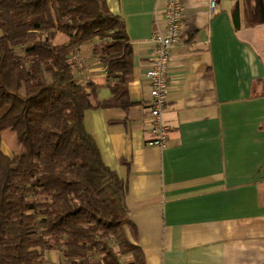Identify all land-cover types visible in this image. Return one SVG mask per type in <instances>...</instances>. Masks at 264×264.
I'll use <instances>...</instances> for the list:
<instances>
[{
	"label": "crops",
	"instance_id": "1",
	"mask_svg": "<svg viewBox=\"0 0 264 264\" xmlns=\"http://www.w3.org/2000/svg\"><path fill=\"white\" fill-rule=\"evenodd\" d=\"M182 1L163 112L166 147L148 144L145 125V73L151 38L165 31V0H105L131 45V105L89 110L84 124L104 164L126 182L136 235L126 233L145 264H264V0H221L213 15L205 0ZM237 3L239 29L231 20ZM60 35L56 43H66ZM72 66L79 83L99 87L100 100L112 98L91 44L75 52ZM45 258L62 261L57 251Z\"/></svg>",
	"mask_w": 264,
	"mask_h": 264
},
{
	"label": "trees",
	"instance_id": "2",
	"mask_svg": "<svg viewBox=\"0 0 264 264\" xmlns=\"http://www.w3.org/2000/svg\"><path fill=\"white\" fill-rule=\"evenodd\" d=\"M0 31V264H47L50 251L60 264H145L126 233L136 235L126 182L84 124L89 110L131 105L124 23L105 0H0ZM86 44L106 70L109 100L74 76L72 56ZM3 143L17 152L4 154Z\"/></svg>",
	"mask_w": 264,
	"mask_h": 264
},
{
	"label": "built area",
	"instance_id": "3",
	"mask_svg": "<svg viewBox=\"0 0 264 264\" xmlns=\"http://www.w3.org/2000/svg\"><path fill=\"white\" fill-rule=\"evenodd\" d=\"M205 1L210 15H213L221 0ZM182 3V0H165V31L156 32L151 38L154 56L145 73L149 85V110L145 125L150 137L147 142L160 149L166 147L169 136L163 112L167 103L171 56L182 36L184 21Z\"/></svg>",
	"mask_w": 264,
	"mask_h": 264
},
{
	"label": "rangeland",
	"instance_id": "4",
	"mask_svg": "<svg viewBox=\"0 0 264 264\" xmlns=\"http://www.w3.org/2000/svg\"><path fill=\"white\" fill-rule=\"evenodd\" d=\"M0 35H1V31H0ZM61 37H63V36L60 35L58 40H60ZM2 138H3L4 140H6L9 144L14 143V140H15V139H14V134H13L11 131L4 132ZM3 144H5V143H3ZM15 145H17V143H16ZM5 146H6V145H5ZM5 146H3V151H4L5 153H8V151H7V149L5 148ZM17 146H18V145H17ZM11 147H12V146H11ZM18 148H19V151H20V147H19V146H18ZM16 149H17V148H16ZM16 149H15V150L12 149L11 153H12V152H17ZM11 153H10V154H11ZM10 156H11V155H10ZM56 255H57V254H56ZM55 258H56V257H55Z\"/></svg>",
	"mask_w": 264,
	"mask_h": 264
},
{
	"label": "water",
	"instance_id": "5",
	"mask_svg": "<svg viewBox=\"0 0 264 264\" xmlns=\"http://www.w3.org/2000/svg\"><path fill=\"white\" fill-rule=\"evenodd\" d=\"M232 24L235 29L240 28V13L238 3L236 4L235 10L231 14Z\"/></svg>",
	"mask_w": 264,
	"mask_h": 264
}]
</instances>
